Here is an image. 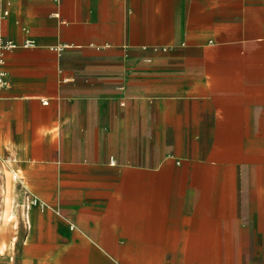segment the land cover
Listing matches in <instances>:
<instances>
[{
    "label": "crops",
    "instance_id": "0c3cea01",
    "mask_svg": "<svg viewBox=\"0 0 264 264\" xmlns=\"http://www.w3.org/2000/svg\"><path fill=\"white\" fill-rule=\"evenodd\" d=\"M261 41L264 0H0L1 166L76 224L25 212L0 246L27 258L0 264H67L69 248L82 264L164 248L186 264L223 249L214 262L232 264L231 248L264 245ZM35 183L82 194L48 199Z\"/></svg>",
    "mask_w": 264,
    "mask_h": 264
},
{
    "label": "rangeland",
    "instance_id": "374dc122",
    "mask_svg": "<svg viewBox=\"0 0 264 264\" xmlns=\"http://www.w3.org/2000/svg\"><path fill=\"white\" fill-rule=\"evenodd\" d=\"M235 11L232 10V13ZM251 9L245 8L243 11L244 16L250 15ZM224 28L230 32H244L245 34H249L252 37H255L259 34L257 30L254 29L252 24L245 23L243 25H237L235 23L223 25ZM255 48H264V41H261L257 46H253ZM33 150L28 153V156L31 158V178L35 180L37 178H42L44 174L43 169V161L44 152L42 144L30 147ZM133 169V173H137V170ZM20 180L15 178H8L6 174V170L3 166H1L0 162V226H19L21 224H28L26 219H22L21 216L24 215L25 212H28L29 215L35 214L40 215L43 213L51 212L58 219H60L63 223H65L69 229L75 230L76 224L72 221L68 216L62 213V211L53 203H47L44 207L38 206L33 210V206L30 205L29 208L26 207L27 197L34 198L35 196L28 189H24L21 186ZM34 186L42 190L45 197L48 199L52 198H62L63 200L68 199L71 195L82 194V185L78 184H65V185H45L35 183ZM138 186V185H135ZM134 186V187H135ZM116 187H122L121 184L116 185ZM36 223H39V219L34 218ZM123 229L125 228L122 227ZM121 228V229H122ZM5 236L11 235L9 233H5ZM219 236V234H217ZM167 236V234H165ZM4 238L3 245L0 246V252L4 253L6 257L9 254L10 259H16V262L22 263L27 257L25 256L26 249L17 248L15 244ZM194 243V242H193ZM196 244H206L203 241H196ZM235 243V242H234ZM237 244V242H236ZM257 250V253L254 254V250ZM80 249L69 248L67 250V264H82L80 259ZM230 261L232 264H264V245L260 244L259 248H237L233 247L230 250ZM154 254L150 252H146L142 249H130L121 252L120 256L127 257L128 261L126 264H186V262L178 259L177 249L164 248L159 250H152ZM214 257H212L213 263L217 258L221 257L220 263L223 260L222 255L224 256L225 250L217 249L210 250ZM158 254H160L158 256ZM225 258V257H224ZM25 262V261H24ZM219 263V261H218ZM190 264H201V262L197 259H194Z\"/></svg>",
    "mask_w": 264,
    "mask_h": 264
},
{
    "label": "built area",
    "instance_id": "2783aa9c",
    "mask_svg": "<svg viewBox=\"0 0 264 264\" xmlns=\"http://www.w3.org/2000/svg\"><path fill=\"white\" fill-rule=\"evenodd\" d=\"M3 61V54L0 51V66L2 64ZM5 79L3 78V73L2 70L0 69V84L4 83ZM34 202V198H30L29 196L27 197V203H26V207L29 208L30 205H32V203Z\"/></svg>",
    "mask_w": 264,
    "mask_h": 264
},
{
    "label": "bare ground",
    "instance_id": "6f19581e",
    "mask_svg": "<svg viewBox=\"0 0 264 264\" xmlns=\"http://www.w3.org/2000/svg\"><path fill=\"white\" fill-rule=\"evenodd\" d=\"M32 205H39V206H44V203L39 201L36 197H34V202L32 203Z\"/></svg>",
    "mask_w": 264,
    "mask_h": 264
}]
</instances>
